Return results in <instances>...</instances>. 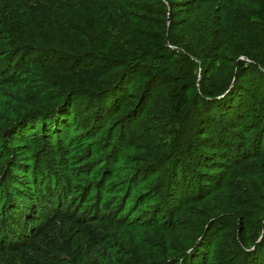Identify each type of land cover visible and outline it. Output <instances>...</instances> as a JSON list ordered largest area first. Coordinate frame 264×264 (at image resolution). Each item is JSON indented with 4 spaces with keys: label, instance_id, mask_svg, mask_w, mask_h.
I'll return each mask as SVG.
<instances>
[{
    "label": "trees",
    "instance_id": "16d2710c",
    "mask_svg": "<svg viewBox=\"0 0 264 264\" xmlns=\"http://www.w3.org/2000/svg\"><path fill=\"white\" fill-rule=\"evenodd\" d=\"M0 264H264V0H0Z\"/></svg>",
    "mask_w": 264,
    "mask_h": 264
},
{
    "label": "rangeland",
    "instance_id": "374dc122",
    "mask_svg": "<svg viewBox=\"0 0 264 264\" xmlns=\"http://www.w3.org/2000/svg\"><path fill=\"white\" fill-rule=\"evenodd\" d=\"M134 136H135V135H134ZM136 137H137V140H138V141H140V142L143 141V140H142V134H141V132H138V134H136ZM75 162L78 163L79 160H76ZM72 165H74V164H70V166H72ZM68 166H69V165H67L66 168H68ZM59 169H61V168H59ZM56 170H57V169H56ZM29 175H30V174H29ZM214 203H215V200H214Z\"/></svg>",
    "mask_w": 264,
    "mask_h": 264
}]
</instances>
